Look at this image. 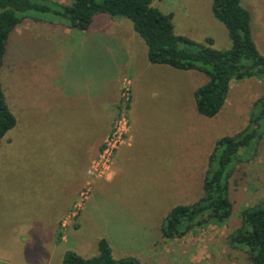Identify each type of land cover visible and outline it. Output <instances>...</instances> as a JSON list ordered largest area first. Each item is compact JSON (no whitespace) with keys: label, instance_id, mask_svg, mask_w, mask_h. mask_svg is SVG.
Listing matches in <instances>:
<instances>
[{"label":"rangeland","instance_id":"rangeland-1","mask_svg":"<svg viewBox=\"0 0 264 264\" xmlns=\"http://www.w3.org/2000/svg\"><path fill=\"white\" fill-rule=\"evenodd\" d=\"M240 2L250 10L253 37L259 52L264 54V0ZM151 4L170 15L175 34L202 43L210 37L213 47H228L226 30L212 16L210 0H152ZM122 24L126 33L135 34V52H144L143 39L130 30L131 21L123 16L110 21L94 17L83 32L117 33ZM67 28V22L59 16L32 11L21 15L7 40L0 87L15 123L0 139V264H61V256L69 247L89 257L96 254L99 237L107 240L114 258L134 256L139 264H248L245 248L229 244L228 236L240 227L243 208L264 206V130L250 148L240 149L233 161L228 180L232 206L228 218L219 223H202L166 239L160 236L159 227L171 207L190 203L201 195L214 141L246 125L251 104L264 91L263 80L243 77L232 81L218 113L204 117L195 111L192 97L193 90L206 80L202 71L151 64L150 68L141 67L136 83L130 75H122L116 113L103 139L113 122L123 118V144L129 134V113L135 129L132 145L126 149L114 181L93 185L110 174L114 152L121 144L113 150L108 172L91 178L87 169L98 150L88 162L81 184L84 133L86 128L87 134L94 131L92 136L99 132L100 122L92 120L100 110L98 105L88 115L83 113L81 121L76 119L80 114L69 108L60 113L51 111L50 121L46 120V112L42 115L33 106L21 115L18 112V99L23 100L21 92L24 99L31 96L33 70L39 69L35 72L39 76L46 66L43 55L58 48L50 37H58ZM69 34L79 37L82 32L76 29ZM67 35L63 34L62 42ZM91 43L89 48L80 43L84 49L82 60L97 58L99 54L92 50L109 51L96 43L92 47ZM139 59L137 55L136 61ZM60 65L64 68L62 60ZM76 66L80 71L73 68V74L87 71L97 80L113 73L112 68L98 67L95 71L97 67L92 68L91 64L86 69ZM131 96L135 101L132 113L127 112ZM98 99L109 118L115 112L110 105L115 98L109 99L106 94ZM52 103L48 102V106ZM87 182V192L80 200ZM70 195L74 200L71 211L57 226L54 217L69 204ZM79 201V206H75Z\"/></svg>","mask_w":264,"mask_h":264},{"label":"trees","instance_id":"trees-1","mask_svg":"<svg viewBox=\"0 0 264 264\" xmlns=\"http://www.w3.org/2000/svg\"><path fill=\"white\" fill-rule=\"evenodd\" d=\"M152 0H70L68 5L56 1L0 0V66L7 40L22 14L49 13L59 16L67 26L86 29L94 15L123 16L131 21L133 30L143 39L147 60L152 64L168 65L178 70H198L206 80L193 90L195 111L213 117L223 105L229 85L243 77H256L264 82V54L260 53L252 32L251 13L240 0H210L212 16L226 30L227 48L212 46V39L194 41L175 34L170 15L151 4ZM15 123L0 87V139ZM264 130V91L251 104L246 125L232 135L218 137L207 158L202 178L201 195L187 204L171 207L161 220L162 238L182 235L205 222L219 223L231 213L228 180L233 161L240 149L250 148ZM241 224L229 236L231 245L245 248L248 264H264V206L243 208ZM96 254L82 257L65 249L61 264H139L134 256L114 258L104 237L96 240Z\"/></svg>","mask_w":264,"mask_h":264},{"label":"crops","instance_id":"crops-1","mask_svg":"<svg viewBox=\"0 0 264 264\" xmlns=\"http://www.w3.org/2000/svg\"><path fill=\"white\" fill-rule=\"evenodd\" d=\"M97 16H102L105 21L118 18V16L109 17L105 13H98L94 15V17ZM94 17L92 21L94 20ZM71 30L76 29L67 28L58 37L54 35L50 37L54 38L55 46L58 48L54 49L55 52L49 51L47 55H43V59H47L46 61H42L43 64L44 62L46 63V66L42 67L39 76H36L35 74V72H37L39 69L37 71L35 69L33 70L31 80V96L30 98L24 99V93L21 92V95H23V100L19 97L18 112L21 115L22 112L26 111L29 106H31V108L33 106L35 111L39 113L42 112V115H44L46 112L48 116L46 120L50 121V118L52 117L51 111L60 113L64 109L69 108L77 111L80 114L76 117V119L77 121H81L84 117L83 113L88 115L89 111H95V106L98 105L100 110L92 117V120L93 122H100V130L94 136H92L94 131H92L90 134L86 133L89 131L87 128L85 129L84 133L85 141L82 152L84 156L81 169L82 179L80 180V183L83 184L86 177L85 171L88 162L93 157H95L97 151L99 150L103 136L109 129L111 119L116 113V102L118 101L120 77L122 75H130L132 82L136 83L137 76L142 74V72H140L141 67L144 69L148 67L150 68L152 63L146 59V50L144 52H140V54L135 52V34L126 33V28L123 24L120 27L121 32L117 33H105L102 31V33L90 35V33L86 34L83 32V30H81L82 34L78 37L77 35L69 34ZM130 30L134 31L133 28ZM63 34H68L66 37H64L65 42H62ZM89 41L92 42V47H94L96 43L98 47L101 45L103 49H107L109 51L105 52L102 50H92L93 54H99L97 55L98 57L90 58V60H82V50L84 49L80 46V43L83 42V45L89 48ZM99 42L103 43L100 44ZM79 46L81 48L77 50ZM137 55L140 57L138 62L136 61ZM61 60L63 61L64 68H62L60 65ZM89 64L92 65V68L97 67L95 71H98V67H102V69L112 68L113 73L107 77H100L99 80H97V78L92 73L88 74L87 71L81 74L72 73L73 68H75L76 71H80L76 65L86 69ZM106 94L108 95L109 99L112 98L114 100L115 98L114 103L109 102L110 105L115 108V112L111 114L109 118L105 116L106 112L103 108L102 101L98 99L101 97L104 98ZM48 102L53 103L48 106ZM134 102V98L131 96V104L127 112L132 113ZM109 109L110 107L107 106V112H109ZM129 115L130 114L128 113L127 117L129 119V134L125 142L121 144L114 152L113 165L110 174L101 179H97L93 185L99 182H112L119 173V166L125 159L126 149L131 147L135 134V129L131 124ZM43 117L44 116H41L39 119L42 120ZM104 117L107 119L104 120ZM86 120L87 117L85 118V121ZM33 129L38 130V128L35 127H33ZM41 153L45 154L46 152L44 151ZM44 157L46 158V156ZM69 198V204L61 211L62 213L54 217V223L57 226H59V220L65 217V215H68V213L71 211L74 200H72L71 195ZM80 218H82V216ZM65 249L71 250L73 248L69 247Z\"/></svg>","mask_w":264,"mask_h":264},{"label":"built area","instance_id":"built-area-1","mask_svg":"<svg viewBox=\"0 0 264 264\" xmlns=\"http://www.w3.org/2000/svg\"><path fill=\"white\" fill-rule=\"evenodd\" d=\"M126 132V122L123 118L117 119L113 122L109 133L102 141V145L99 149L96 158L90 161L87 169V174L91 178H99L104 176L111 163V155L113 150L122 143L123 136ZM88 182L85 183L83 191L80 192V200H82L87 192ZM75 206H79L80 201L75 203ZM77 208V207H75Z\"/></svg>","mask_w":264,"mask_h":264}]
</instances>
